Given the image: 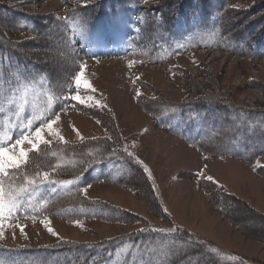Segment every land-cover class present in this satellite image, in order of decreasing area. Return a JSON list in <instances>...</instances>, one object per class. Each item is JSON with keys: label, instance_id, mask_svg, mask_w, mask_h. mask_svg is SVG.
Here are the masks:
<instances>
[{"label": "rangeland", "instance_id": "rangeland-1", "mask_svg": "<svg viewBox=\"0 0 264 264\" xmlns=\"http://www.w3.org/2000/svg\"><path fill=\"white\" fill-rule=\"evenodd\" d=\"M93 1L101 2L0 0V52L8 50L6 66L0 69V145L17 157L21 148L29 152L27 163L9 168L10 179L5 178L6 190L11 185L29 191L23 208L0 220V262L36 264L43 246L92 247L143 234L154 238L144 241L149 248L139 255L138 245L131 249V264L146 258L148 264H264V214L254 208L264 210V51L255 53L263 47H253L264 44V29L253 22L264 15V0H228L223 9L218 0H208L202 10L208 19L191 25L203 36L198 34L186 47L175 39L177 49L169 52L125 57L123 42L111 50L99 42L84 43L83 38L71 43L66 21ZM140 3V10L146 9L137 13L142 28L147 20L159 28L166 25L170 11L174 14L178 7L176 0ZM240 27L254 33L251 47L235 41L233 33ZM146 31L139 37L127 33L137 43L135 50L172 47L170 39L153 46L156 35L163 34L154 28ZM20 55L33 61L32 74L18 65ZM80 72L91 88L75 85L73 78ZM74 95L86 102L71 99ZM175 111L185 119L184 126L205 118L211 128L202 143H186L154 124L155 116ZM51 121L55 123L50 130ZM37 128L50 144L39 152L27 142L13 147L22 133L35 142ZM122 157L129 160L126 167L120 163L122 181H90L78 192L62 187L66 197L58 202L44 197L45 185H67L63 182L75 181L91 164ZM127 168L134 171L126 175ZM187 168L193 172L182 170ZM26 178L42 186L33 190ZM83 205L100 214L112 208L113 218L85 215L79 211ZM167 234L181 240L155 238ZM129 247L113 250L106 264H120ZM28 249L34 257L21 255ZM55 256L52 260L60 259Z\"/></svg>", "mask_w": 264, "mask_h": 264}, {"label": "trees", "instance_id": "trees-1", "mask_svg": "<svg viewBox=\"0 0 264 264\" xmlns=\"http://www.w3.org/2000/svg\"><path fill=\"white\" fill-rule=\"evenodd\" d=\"M178 7L175 11L174 14H172V12L170 11L171 15L170 17L168 16V19L166 20V25H159L156 24L155 22H153L152 20H147L145 22H147V26L145 28H141L140 33H142L144 30L147 29H152L154 28V32L157 34H163V36L160 35H156L155 37V42H166L169 43L170 40H166L165 38L168 36L169 33H171L172 30V26H173V21L175 18V15L177 13H181V12H187L190 11L191 9H195V10H199L201 13H204L202 10L205 7V4L208 0H197V2L195 3V0H176ZM202 1V3H201ZM193 4V7L190 5V3ZM228 2V0H218V4H219V8L223 9L225 4ZM261 5L259 4V6L257 5V9H255V13L261 9L258 8ZM192 7V8H191ZM141 3L140 0H106L103 1H93L90 2L86 5H81V7L78 8L77 12L75 15H80L82 17H84L86 20L88 21H98V22H103L104 24H108L109 26H111L113 23H117L119 25H123V26H128L129 24H136L137 22L134 21H130L129 19L126 18V14L131 13V12H137V11H141V10H146V9H141ZM250 13V12H249ZM254 13V14H255ZM193 14H197L196 12H189V15H193ZM207 15L208 11H207ZM252 15V13H251ZM143 21V20H142ZM253 22H255L254 24L256 25V23H259V27L264 29V26L262 24V22H264V15L259 17L258 19H253ZM242 23V21L240 22ZM239 23V26H240ZM218 25V23H214V26L216 27ZM244 25V24H243ZM239 26H237L236 28H239ZM246 26V25H245ZM190 27V26H189ZM174 33H176L174 30H172ZM234 39L235 41H239L240 43V47L244 46V47H251V41H250V37L254 34V33H246L243 32L240 29H238L237 31H235L234 33ZM158 36V37H157ZM197 46L201 44V42H197L195 43ZM264 47V44H261L260 42H257L253 47ZM234 50V49H233ZM8 50L7 49H3V53L0 52L1 54H5ZM264 51V49H263ZM262 51V53H263ZM260 53V54H262ZM19 61H20V65L21 67H23L24 69H29L31 67V64L33 63V61L31 59L26 58L23 55L17 56ZM32 74V73H29ZM159 116H155V118L160 117ZM205 139V138H204ZM199 140L196 142V144L202 143L203 140ZM201 146V145H200ZM213 146L211 145L210 147V151H212ZM203 148V147H201ZM203 149H207L206 147H204ZM207 152V151H206ZM255 152H253L254 154ZM253 154L249 157V158H245L246 156H237L234 155L237 158H242V159H250L253 157ZM256 154V153H255ZM248 156V155H247ZM113 163L116 162L117 166L121 168L120 163H122V165H126L128 166L129 160L126 157H122V158H113ZM97 162L93 163L96 164ZM101 164L106 163L105 161H101L98 162ZM91 164V165H93ZM90 165V166H91ZM114 166L116 167L115 163ZM103 169L106 170V165H102ZM125 170V169H124ZM133 168H127L126 171V175H130L133 172ZM108 173V172H107ZM135 174V172L133 173V175ZM126 175L124 176V178L126 177ZM121 175L119 177H108V179L110 181H114V182H120L123 179H120ZM131 178V177H130ZM136 179V177H135ZM64 195H60L57 196L55 198H53L51 201H56L58 202L59 200L63 199ZM50 204H54V203H50ZM93 207V206H92ZM81 209L79 211H83L85 215H89V216H104L108 217V218H113L110 217V211H112V208L106 207L105 209H103V214H100V212L98 210L96 211H90L88 209H91L90 206L87 205H83L80 207ZM108 209V212H107ZM63 212L69 214L68 210L64 209L62 210ZM62 215V214H61ZM65 216V215H62ZM143 234H139V236H134V237H117V238H113V239H107L105 240V242H101V243H93L91 244L92 247L85 245V244H61L57 247L55 246H43V248H41L39 250V258L42 260L37 259V263L36 264H100L101 260L103 257H105L106 255H108V251L111 250L112 248H118V247H124L126 245H130L129 249H133L134 246L138 245V248L140 251H145L146 249L149 248L148 245L144 244V241L151 237L154 238L152 236L149 237H141ZM170 238L172 239V242H174L177 239L181 240V237H176V236H172V235H162V237H155L156 239H161V238ZM181 250L180 248L177 250L179 251ZM190 251V249H189ZM56 255L53 259L60 257L59 260H52L51 255ZM23 256H27V258L29 257H34L35 253L28 249V252L21 254ZM22 264H32V262L29 263H25L23 262Z\"/></svg>", "mask_w": 264, "mask_h": 264}, {"label": "snow or ice", "instance_id": "snow-or-ice-1", "mask_svg": "<svg viewBox=\"0 0 264 264\" xmlns=\"http://www.w3.org/2000/svg\"><path fill=\"white\" fill-rule=\"evenodd\" d=\"M83 30H80V34L82 35ZM28 78H25V82ZM73 81L75 85L80 86L84 85L87 88H91V85L83 80V73L80 72L78 75H75L73 78ZM21 81L16 80L14 83H20ZM139 95V93H138ZM71 99L77 101L80 104H84L86 101L84 98H82L80 95H74L71 97ZM91 99V97H89ZM53 107L52 100L49 98L48 108L51 109ZM2 111V109H0ZM39 117L36 115L32 116V119H38ZM32 119H29L27 121V125L30 127L32 124ZM56 119H59L57 116ZM55 121L47 122L48 129L53 128V124ZM2 138V137H0ZM61 140H63V137H60ZM28 143L31 145V150L33 152H39L41 151V146H46L51 143V141L45 140L44 137L41 135V130L39 128L35 131V142L29 138L28 135H23L20 139H17L15 141V146L23 145L24 143ZM129 155H132L131 153H128ZM29 158V152H26L23 148L20 149L19 157H17L14 153L9 154V150L0 145V220L5 218V215L12 216L13 213L18 212L21 208H23L24 205V194H26L29 189L27 187H19L16 189H13L11 185L8 186L7 190L5 188V178H9V171L8 169H20L22 165L26 164ZM142 163V162H141ZM48 173H44V178L47 179ZM27 179V178H26ZM208 180H212L213 178L211 176L207 177ZM51 183H55V181H51ZM63 183H75V181H68ZM27 184L35 189V187L42 186L37 185L34 180L27 179ZM90 187V185H89ZM21 231H23L21 229ZM49 231H52L49 229ZM159 231H165V230H159ZM172 231H175L173 229ZM2 264V262H0Z\"/></svg>", "mask_w": 264, "mask_h": 264}, {"label": "crops", "instance_id": "crops-1", "mask_svg": "<svg viewBox=\"0 0 264 264\" xmlns=\"http://www.w3.org/2000/svg\"><path fill=\"white\" fill-rule=\"evenodd\" d=\"M185 173H192L193 172V170H191V169H189V168H187V169H182ZM248 171V170H247ZM193 175V174H192ZM196 175H199V174H197L196 173ZM196 175H193V176H196ZM202 178H205V177H202ZM262 178V177H261ZM258 181H259V185L261 184V181L260 180H262L263 181V178L262 179H257ZM264 182V181H263ZM189 183L190 184H192L191 183V181H189ZM258 185V186H259ZM192 188V187H191ZM238 196H239V192H238V194H237ZM240 198H242V199H244V200H246V202L248 203V204H252V205H254V203H252L248 198L247 199H245V198H243V197H241V196H239ZM206 200V199H205ZM258 204V203H257ZM262 205V204H261ZM256 207H254L256 210H258V211H260V212H263V214H264V210L261 208V207H259V205H255ZM263 207H264V205H263ZM262 209V210H261ZM175 214V213H174ZM176 215V214H175ZM177 216V215H176ZM226 225L227 226H229L233 231L235 230L234 228H232V226L230 225V224H227L226 223ZM197 230V229H196ZM199 231V230H198ZM235 232V231H234ZM205 233V232H204ZM204 233H202V234H204ZM206 234H207V232H206ZM205 235V234H204ZM226 248V247H225ZM231 250V252H234V251H232V249H230ZM234 253H236V252H234ZM236 254H239L238 252L236 253ZM239 255H241V254H239Z\"/></svg>", "mask_w": 264, "mask_h": 264}]
</instances>
